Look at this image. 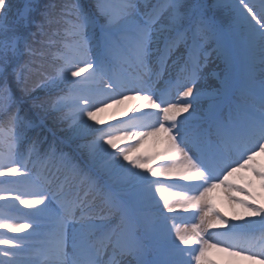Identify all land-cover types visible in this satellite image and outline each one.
<instances>
[{
    "label": "snow or ice",
    "instance_id": "snow-or-ice-1",
    "mask_svg": "<svg viewBox=\"0 0 264 264\" xmlns=\"http://www.w3.org/2000/svg\"><path fill=\"white\" fill-rule=\"evenodd\" d=\"M0 140V201L29 210L0 218L25 233L0 237V264H264V0H0ZM149 142L162 150L137 155ZM217 189L255 219H225Z\"/></svg>",
    "mask_w": 264,
    "mask_h": 264
},
{
    "label": "rangeland",
    "instance_id": "rangeland-1",
    "mask_svg": "<svg viewBox=\"0 0 264 264\" xmlns=\"http://www.w3.org/2000/svg\"><path fill=\"white\" fill-rule=\"evenodd\" d=\"M213 69H216L215 64L210 65L209 68L207 69V71H212ZM216 71L218 72L219 69H216ZM84 74L87 75V73H84ZM129 74L131 75L132 72H130ZM176 99L179 100L178 97ZM139 103L140 102L136 99H130V100H125L120 105H115L113 107L106 108L105 111L98 113V115L96 117L98 120L102 121V124L98 125V126L107 127L109 124H111L115 121H119V120H123V119H127V118L131 117L134 109L136 108V106ZM141 111H145V110L141 109ZM162 148H163L162 145H157L153 142H149V143L145 144V146L143 148L140 149V152H138L137 155L152 154L156 151L162 150ZM4 154H5V152H4ZM159 163H161V161H156L154 166L156 164H159ZM256 163L259 166H264V155L258 156ZM39 171L41 174H44L46 169L40 168ZM47 174L49 175L48 172H47ZM57 175H59L60 180L63 181L64 176H61V174H59V173ZM246 175H248V173H245V172L238 173L237 176L233 178V180L238 184H242L243 180H241L240 177H245ZM248 178H250V176ZM159 187L162 189L163 195L166 197L173 198L179 194L180 185L177 183L165 181L161 185H159ZM2 188H3V190H1L0 192H7L10 195L9 196V198H10L12 193L7 191L5 185ZM256 189H258L260 191L258 184L256 186ZM255 194H256V203L259 206L264 207L263 201L257 195L256 190H255ZM262 194H264V193H262ZM156 199L157 200L160 199L159 193L156 194ZM210 199H211V202L214 201L217 203L214 208L220 214H222L225 217V219L229 220L232 223H234V222L243 223L244 222V220L234 219V217H238V216H243L245 220L255 219L254 217H250L247 214V212H245L240 207L234 206L226 198V196L224 195V193L221 189H217L214 192H212L210 194ZM11 203L12 202L10 199H9V201H5V204H7V205H10ZM17 208H19V213L29 211L28 209H23L19 205H16V207H10L9 206V209L13 210V212H17V210H16ZM5 212H6V210H5ZM17 219L18 218H16V220ZM192 219L193 218L190 214H184L181 212V213L176 215L175 225L177 228L183 229L186 224L190 226ZM16 220L7 221V222H15ZM171 223L172 222H170V225H171ZM3 231H5L4 233L6 235H9L13 238L25 235V233H10V232H7L6 230H3ZM213 231H225V229L218 227L216 229H208L207 230V232H213ZM207 259L213 261L214 264H261L259 258H257L256 260H248V259H245L243 256H230V255H228V253L221 252V251H218L216 249L209 251V253L207 254Z\"/></svg>",
    "mask_w": 264,
    "mask_h": 264
},
{
    "label": "trees",
    "instance_id": "trees-1",
    "mask_svg": "<svg viewBox=\"0 0 264 264\" xmlns=\"http://www.w3.org/2000/svg\"><path fill=\"white\" fill-rule=\"evenodd\" d=\"M44 2H50V0H44ZM223 2L226 3L227 0H223ZM221 11L223 12V9H221ZM26 75H27V74H26ZM37 79H38V77L35 76V75L28 76V80H27V82H28L29 87H32V86L36 83ZM17 95H19V93H17ZM49 123L51 124V122H49ZM56 135L59 137V136H62L63 133L57 128V129H56ZM1 144H4V142H3L2 140H0V146H1ZM0 156H1V153H0ZM4 179H5V178H0V183H3ZM0 186H2V185H0ZM0 195H1V194H0ZM1 202H2V201H0V203H1ZM0 205H1V204H0Z\"/></svg>",
    "mask_w": 264,
    "mask_h": 264
}]
</instances>
